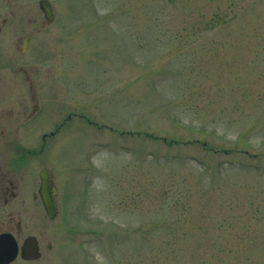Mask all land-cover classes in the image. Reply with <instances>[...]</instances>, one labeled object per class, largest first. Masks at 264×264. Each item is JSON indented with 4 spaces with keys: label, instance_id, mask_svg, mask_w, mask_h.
Instances as JSON below:
<instances>
[{
    "label": "rangeland",
    "instance_id": "1",
    "mask_svg": "<svg viewBox=\"0 0 264 264\" xmlns=\"http://www.w3.org/2000/svg\"><path fill=\"white\" fill-rule=\"evenodd\" d=\"M56 6L35 62L73 123L30 154L59 190L46 264H264V0Z\"/></svg>",
    "mask_w": 264,
    "mask_h": 264
},
{
    "label": "flooded vegetation",
    "instance_id": "2",
    "mask_svg": "<svg viewBox=\"0 0 264 264\" xmlns=\"http://www.w3.org/2000/svg\"><path fill=\"white\" fill-rule=\"evenodd\" d=\"M56 1L0 0V249L8 255L17 248L13 259L1 256L0 264H46L45 254L56 250L46 243L45 231L33 219L43 212L51 221L59 216L54 175L48 168L40 171L39 176L43 170L49 175V188L43 193L41 176L40 181L30 176V154L44 153L73 123V114L64 118L60 111L46 108L51 105L50 99L46 102V87L56 84L57 78L52 80L51 70L35 62V56L49 52L46 41L59 39L67 29ZM44 2L49 15L42 8ZM44 197L54 203V219L46 212Z\"/></svg>",
    "mask_w": 264,
    "mask_h": 264
},
{
    "label": "water",
    "instance_id": "3",
    "mask_svg": "<svg viewBox=\"0 0 264 264\" xmlns=\"http://www.w3.org/2000/svg\"><path fill=\"white\" fill-rule=\"evenodd\" d=\"M42 8L45 10L46 12V15H49L50 13V9L48 8V4L47 3H42ZM41 192H46L48 191V188H49V175H48V172L47 170H43L41 172ZM56 191L54 189V193L56 194ZM44 205H45V209H46V212L48 214V216L51 218V219H54L56 217V212H55V208H54V203L52 202V200L48 197H44ZM16 248L14 249V253L11 254L10 258L9 259H13L16 255ZM25 253V247L23 248V255Z\"/></svg>",
    "mask_w": 264,
    "mask_h": 264
}]
</instances>
